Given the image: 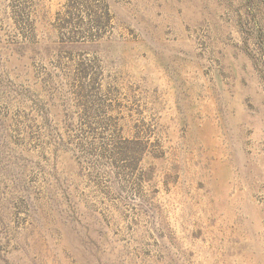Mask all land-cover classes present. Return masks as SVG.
Wrapping results in <instances>:
<instances>
[{
	"label": "rangeland",
	"instance_id": "rangeland-1",
	"mask_svg": "<svg viewBox=\"0 0 264 264\" xmlns=\"http://www.w3.org/2000/svg\"><path fill=\"white\" fill-rule=\"evenodd\" d=\"M0 264H264V0H0Z\"/></svg>",
	"mask_w": 264,
	"mask_h": 264
}]
</instances>
